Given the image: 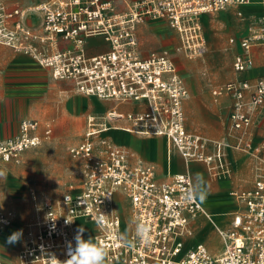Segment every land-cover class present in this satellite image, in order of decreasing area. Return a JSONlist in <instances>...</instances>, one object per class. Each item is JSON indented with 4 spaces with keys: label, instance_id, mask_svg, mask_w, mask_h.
Here are the masks:
<instances>
[{
    "label": "built area",
    "instance_id": "1",
    "mask_svg": "<svg viewBox=\"0 0 264 264\" xmlns=\"http://www.w3.org/2000/svg\"><path fill=\"white\" fill-rule=\"evenodd\" d=\"M249 2L134 0L127 11L118 12L112 0H48L36 9H8L0 0V47L29 56L55 79L75 82L85 96L145 105L141 113L107 117L125 118L131 124L128 131L137 135L165 138L170 151L178 152L186 164H205L215 175L225 168L227 142L210 141L187 129L184 104L190 93L177 63L168 53L144 58L138 28L148 22H169L180 36L181 51L192 58L205 50L203 14ZM31 14L41 16L40 32L27 24ZM98 38L109 50L90 55L88 44ZM61 42L70 46L60 49ZM256 44H264V30L241 41L243 52L233 63L236 73L254 66L251 50ZM215 94L232 98L233 147L249 154L255 163L253 187L232 196L241 210L229 229L217 227L224 245L219 256L212 255L204 244L184 252L183 237L191 220L200 214L208 217L198 198L185 199L194 183L192 176L180 173L170 181H159L155 166L132 164V154L104 136L110 125L90 116L84 141L70 148L72 157L81 161L79 188L57 203L44 200L37 219L27 229L17 264H58V260L68 259V244L75 248L80 221L92 224L93 239L107 248L105 264H264V140L257 142L254 133L255 114L264 107V77L229 82ZM39 127L37 120L24 121L19 136L0 141V168L3 162L16 160L41 143ZM119 192L132 204L134 224L127 235L135 239L134 248L116 239L124 233L116 202ZM14 218L11 211L0 212V234ZM137 223L148 227L147 243L136 238Z\"/></svg>",
    "mask_w": 264,
    "mask_h": 264
},
{
    "label": "crops",
    "instance_id": "2",
    "mask_svg": "<svg viewBox=\"0 0 264 264\" xmlns=\"http://www.w3.org/2000/svg\"><path fill=\"white\" fill-rule=\"evenodd\" d=\"M1 1L7 4L6 0H1ZM17 1L27 5V4H36L42 1H44L45 3L48 0H24V1L17 0ZM132 1L134 0H112L118 12L127 11L129 3H131ZM15 7H19L21 9L26 8V7L22 8V6H20L18 3H14L13 8ZM41 21L42 19L39 14H31L26 20L27 24L30 27H32L33 29L39 32L41 31L40 30ZM200 22L204 37L207 43L209 44V47L211 48L212 52H216L217 54L214 57L215 60L209 64L210 70L215 75L216 80L209 81L206 80L205 78L199 77L197 79L198 81L197 85L199 87H194V83L192 82L193 79H191V77L187 79L188 84L186 83V86L188 90H189L188 86H190L192 91V96H189V98L186 100L184 104L188 115V123H186V127L188 130L189 129L197 130V131H192V130L189 131L197 133L202 137L210 141H213L209 137H214L215 134L204 125V123L206 124V119L204 118H208L209 116L213 115V113L216 110V106L213 103V97H212L213 89L217 85L219 86L223 85L222 83L225 82L227 84L232 81H238L243 79H249L254 81L259 77H264V44H256L253 46L251 50V56L254 60V66L248 71L243 73H236L235 70L232 71V69H230L229 67V59L232 58L233 54L236 53L234 55V59H235V56L237 54L243 52L240 45L242 39H237V38H241L244 36L248 38L264 30V0H250V2L247 5H243V6L231 5L224 11L215 12L214 14H211L210 16L205 18L204 21L201 16ZM203 22H205V25ZM147 24H154L156 26L164 28L167 22L157 21V22H148ZM144 28L145 27L142 28L140 27V29H144ZM231 36L235 38L230 39L229 42V37ZM138 38H139V34H138ZM232 40H234L235 43H232L231 42ZM69 46L70 43L61 42L59 48L66 49ZM204 48H205V40H204ZM107 50H109V45L106 44L100 38L93 39L88 44V53L90 55H97ZM140 52L141 55L143 56L141 48H140ZM7 56H10L12 59H15L20 64H24L27 68L26 70L33 71L34 68L36 67V65L33 62L34 60L29 56L17 53L10 48L1 46L0 60L6 58ZM38 66L41 68L39 71L42 72L43 74L50 73L52 75L50 70L41 67L39 64ZM187 68L189 69L190 67L187 66ZM238 76H241L242 78L239 79ZM53 79L54 80H53L51 98L57 99L60 96L64 97V95H66L65 100L73 101L74 105L72 104L73 107L72 110L70 111L73 117H75L80 113H82L83 116L87 113H90L88 117L96 116L105 120V121L103 120L100 121L102 123H108L111 129L109 132L104 134V136L110 138L115 144L128 150L132 154L131 157L132 164L136 162H142L147 165L155 166L157 179L161 182L170 181L172 175H176L180 173H189L192 176L193 181L195 179L196 174L198 173L201 174L202 177L206 178L204 179V181L208 195L206 199H204L201 202L208 214V217L204 214H200L196 218L191 220L188 230L185 236L183 237L184 252L188 253L189 251L194 249L197 245L204 244L212 255L219 256L223 252L224 248L212 250L208 245L207 237L211 234H214L219 240H222L217 231V227H220L221 229L224 230L229 229L235 214L239 210H241L242 208L241 205L237 200H234L232 196L235 190L237 191L249 190L254 185L255 173L253 175H252L253 172L251 173L252 170L250 168V163H249L250 158L246 155H242L237 152H230L229 161H231L230 165L233 167V176L232 177L229 176L226 177L225 179L217 180L212 176L213 174L209 170H207V168L203 164H199V163L186 164L182 159V157L178 154V152H176L175 150L170 151L168 141L165 138L137 135L135 133L128 131V129L131 127V124L125 118L118 119V118L107 117L109 116V114L126 116L127 114L141 113L146 110L145 105L135 102H118L115 100H101L96 97L85 96L80 92H78L75 82L71 80H59V79H55L54 77ZM57 89L63 91L60 92ZM218 96L232 100V98L227 94H222ZM12 106L14 111L12 123L10 125V128L7 129V131L4 128L0 129V141H2L5 137H7V135H9L8 132L10 130L13 136L16 131V127H18L20 121L24 119H31L34 117V113L30 109L26 108V104L22 99L16 98ZM198 107L199 109H201L203 115V119H202L203 124H200V122L195 118L196 115L194 111L198 110ZM260 112H261L260 117H262V114L264 113V107ZM88 117L86 120L85 133L88 128L87 125ZM31 120H35V119H31ZM260 122L263 123V127L261 130H264V115ZM48 129H50L52 132L51 124L47 125L46 135ZM39 130L37 132L38 135H39ZM261 130L258 129L254 123V133L257 142L264 140V135H262ZM85 133L80 143L84 141ZM77 162H79L80 164V171L78 175L80 179L81 161L78 160ZM4 163L6 162H3L1 164V167ZM251 177L253 180L250 183V186L241 183L245 178H251ZM67 191L68 190H66L64 194L67 193ZM32 192L35 191L33 189H30L29 194L32 201V208L30 214L31 220L26 225V229L24 232L23 229L20 227V225L14 223L16 220V214L13 210L0 211V212H9V211L13 212L15 214L13 224H16L15 230L13 229L11 230L9 226L0 234V242H2L0 243V257L1 255L11 254L10 257H7L8 259L7 258L2 260L0 259V264L18 263V255L23 248L25 234L27 232L29 225L37 219L38 212L40 211L39 208L42 207L44 200L47 198L51 199L49 197L40 196L39 194L37 195L36 192L35 195H33ZM59 201L57 200L54 202L57 203ZM116 202H117V208L120 211L123 218V222H124L123 225H128L130 227L129 231L127 232L128 234L133 230V224H134L132 204L121 192L117 194ZM79 229H81V226L76 228L77 232ZM14 232H21L22 235L18 242L10 244L8 243V238ZM93 233H94V229H93ZM83 238L86 239L84 236Z\"/></svg>",
    "mask_w": 264,
    "mask_h": 264
},
{
    "label": "rangeland",
    "instance_id": "3",
    "mask_svg": "<svg viewBox=\"0 0 264 264\" xmlns=\"http://www.w3.org/2000/svg\"><path fill=\"white\" fill-rule=\"evenodd\" d=\"M6 1V7L8 9H12L14 3H18L22 8L26 7L24 9H32V7L40 6L44 3V1H42L36 4L25 5L17 0ZM211 14L202 16L203 21ZM203 23L205 25V22ZM140 27L145 28L140 29ZM140 27L138 30L139 46L144 58L149 57L152 53H168L177 63L179 72L185 83L188 84L187 79L191 77L194 87H199L197 85V79L199 77L209 81L216 80L215 75L210 70L209 64L215 60L214 57L217 54L216 52H212L209 47L204 37L203 30L202 36L205 40L206 49L202 54L190 58L181 51L180 36L169 22H167L164 28L147 23ZM232 38L235 37H229V42ZM246 38L247 37L244 36L237 39L243 40ZM235 54L236 53L229 59V67L232 71L234 70L233 60ZM0 61V129L4 128L7 131V129L10 128L14 115L12 104L15 102L16 98L22 99L26 104V108L34 113V117L31 119L38 120L41 124L39 130L41 143L20 154L16 160L4 163L0 169V211L13 210L16 214L14 223L20 225L24 232L26 225L31 220L32 201L29 194L30 189H33L37 195L49 197L53 201H59L66 190H68L67 192L78 190L80 185V179L78 177L80 164L77 162L78 160L76 161L70 154V148L82 141L86 130V120L90 113L84 116L80 113L73 117L70 112L74 105L73 101L65 100L66 95H64V97L60 96L57 99L51 98L54 79L50 73L43 74L40 72L39 70L41 68L35 61L32 60L36 65L33 71L26 70L27 68L24 64L18 63L10 56ZM187 66H189L191 70H189ZM238 78L240 79L242 77L238 76ZM222 84L223 85L220 84L221 86L217 85L212 91L213 103L216 106V110L213 115L204 118L206 119V124L204 123V125L215 134L214 137H209L211 140L227 142L226 158L230 152H237L250 158L249 163L253 175L255 173V163L252 157L233 147L236 141L235 133L231 130L230 122L233 100L219 97L215 94V92L220 91L221 87H223L226 82ZM188 87L190 96H192L191 88L190 86ZM59 91L61 92L63 90ZM261 110L262 109L258 110L254 117V123L260 130L263 127V123L260 121L264 115L263 113L262 117H260ZM194 112L196 115L195 118L200 124H203L201 109L198 107V110ZM185 116L186 123H188L186 107ZM31 119L20 121L14 135L12 136L10 130L8 132L9 135L2 141L19 136L21 124ZM48 124L52 126L50 136L46 135ZM261 133L264 135V130H261ZM226 158L224 163H226ZM203 165L208 170V167L205 164ZM212 176L217 180L225 179L229 176L232 177L233 167L231 165L225 167L224 170H220L217 174H213ZM204 179L206 178L203 177V180ZM252 180V177L245 178L241 183L250 186ZM236 191L237 190L234 192ZM234 200L236 199L234 198ZM16 224L11 225L9 228L15 230ZM79 225L81 228L83 227L85 229L86 239L94 237V228L92 224L86 221H80ZM207 242L212 250L224 248L222 240H219L214 234L207 237ZM10 256L11 254L1 255L0 259H6Z\"/></svg>",
    "mask_w": 264,
    "mask_h": 264
},
{
    "label": "clouds",
    "instance_id": "4",
    "mask_svg": "<svg viewBox=\"0 0 264 264\" xmlns=\"http://www.w3.org/2000/svg\"><path fill=\"white\" fill-rule=\"evenodd\" d=\"M208 193L205 187V181L201 174H196L194 183L189 191L185 194L186 200H192L198 198L200 201L206 199ZM103 217L97 221L98 226L101 225ZM67 222H70L67 220ZM84 229L78 230L75 236V248L72 247L71 242L68 244V256L69 258L61 262L58 260V264H105L106 257L108 255L107 248L99 244L95 239L83 238ZM149 229L146 225L136 224V238L147 243L149 241L148 236ZM22 233L14 232L9 238L8 243H16L19 241ZM124 246L129 248L135 247V239H130L127 233L118 234L116 237Z\"/></svg>",
    "mask_w": 264,
    "mask_h": 264
},
{
    "label": "bare ground",
    "instance_id": "5",
    "mask_svg": "<svg viewBox=\"0 0 264 264\" xmlns=\"http://www.w3.org/2000/svg\"><path fill=\"white\" fill-rule=\"evenodd\" d=\"M37 7H38V6L32 7V9H36ZM205 14H211V13H205ZM205 14H203V15H205ZM203 15H202V16H203ZM229 158H230V157H229V155H228V157L226 158V165H225V167H226V166H229V165L231 164V161H229ZM124 221H125V220H124ZM129 229H130V227H129L128 225H123L122 228H121V231L124 232V233H127V232L129 231ZM84 233H85V229H84ZM84 233H83L82 235L85 237V234H84ZM90 236H91V235H90ZM90 236H89V237H90ZM216 245H217V244H216Z\"/></svg>",
    "mask_w": 264,
    "mask_h": 264
}]
</instances>
